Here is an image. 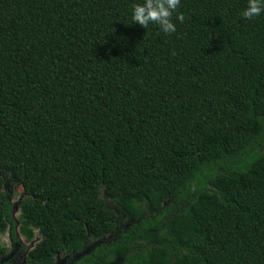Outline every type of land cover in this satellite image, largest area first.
Listing matches in <instances>:
<instances>
[{
    "label": "trees",
    "instance_id": "obj_1",
    "mask_svg": "<svg viewBox=\"0 0 264 264\" xmlns=\"http://www.w3.org/2000/svg\"><path fill=\"white\" fill-rule=\"evenodd\" d=\"M139 2L0 0V173L29 195V261L114 233L69 264H264V13L181 0L165 34L132 24Z\"/></svg>",
    "mask_w": 264,
    "mask_h": 264
},
{
    "label": "rangeland",
    "instance_id": "obj_2",
    "mask_svg": "<svg viewBox=\"0 0 264 264\" xmlns=\"http://www.w3.org/2000/svg\"><path fill=\"white\" fill-rule=\"evenodd\" d=\"M28 196L29 195L24 192V189L21 185L11 181L9 175L0 173V212L3 208V200L8 197L12 203V212L13 218L16 222L18 243L22 244V246L24 247V256L18 261L19 264H31L29 261V252L40 242L42 238L40 230L34 226L29 227L30 231H32V234L30 236L28 233L26 234V232H24L25 227L20 220V214L22 202L26 198H28ZM102 197L106 198L104 193L102 194ZM107 200L110 202L109 199ZM110 206L119 216V208L117 207V205L111 202ZM118 227L124 229H127L129 227L127 218L124 215L120 216ZM118 230L120 229L118 228ZM9 231L10 226L8 225L6 230L0 233V246L9 247ZM113 235L114 233L95 240L91 239V237L89 236L88 244H83L82 246H76L73 248H65L63 249V251L55 254L49 261H47V264H69L81 255L92 251L95 246L111 239ZM119 262L120 260L117 259L113 261L112 264H119Z\"/></svg>",
    "mask_w": 264,
    "mask_h": 264
},
{
    "label": "clouds",
    "instance_id": "obj_3",
    "mask_svg": "<svg viewBox=\"0 0 264 264\" xmlns=\"http://www.w3.org/2000/svg\"><path fill=\"white\" fill-rule=\"evenodd\" d=\"M181 0H141L132 7V24L148 28L150 24L158 26L159 31L171 34L176 31L175 19L183 23L185 17L178 12ZM264 13V0H247V5L241 13L244 19H253ZM131 24V25H132Z\"/></svg>",
    "mask_w": 264,
    "mask_h": 264
},
{
    "label": "flooded vegetation",
    "instance_id": "obj_4",
    "mask_svg": "<svg viewBox=\"0 0 264 264\" xmlns=\"http://www.w3.org/2000/svg\"><path fill=\"white\" fill-rule=\"evenodd\" d=\"M11 212H12V208H11ZM12 216H13V212H12ZM9 226H10L9 240H8L9 247L0 246V248L3 249L1 250L0 253V264H19L18 261L24 256L23 255L24 247L22 246V244L18 243L17 232H16V236H17V240H16V238L13 236L11 232V225L9 224Z\"/></svg>",
    "mask_w": 264,
    "mask_h": 264
},
{
    "label": "water",
    "instance_id": "obj_5",
    "mask_svg": "<svg viewBox=\"0 0 264 264\" xmlns=\"http://www.w3.org/2000/svg\"><path fill=\"white\" fill-rule=\"evenodd\" d=\"M86 254V253H85ZM79 258V257H78ZM77 259V258H76Z\"/></svg>",
    "mask_w": 264,
    "mask_h": 264
}]
</instances>
